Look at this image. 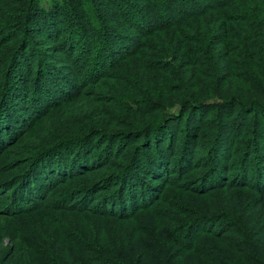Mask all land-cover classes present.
<instances>
[{"label": "rangeland", "instance_id": "374dc122", "mask_svg": "<svg viewBox=\"0 0 264 264\" xmlns=\"http://www.w3.org/2000/svg\"><path fill=\"white\" fill-rule=\"evenodd\" d=\"M135 1L155 5L150 12L156 15L160 9L156 4L162 0ZM198 2L203 10L213 0ZM58 3L64 4L74 19L77 31L72 34L78 41L86 36L80 37V24L96 32L108 25L132 34L137 41L131 47L120 48V56L111 59L108 71L97 81L87 80L81 91L46 107L39 117L32 114L29 123L19 116L11 118V134L18 136L20 132H16L24 131L13 143L3 146L5 149L0 147V182L14 177L29 162L27 165L34 170L47 165V175L54 177L55 184L45 192L50 197L45 204L41 202L42 208L24 213L3 209L1 205L7 203H3L4 193L0 191V264H83L85 259L87 264H157L154 248L160 258H166L159 259L160 264H264V171L258 179L255 167L250 166L249 177L243 178L245 183H238L240 176L236 175L243 172L239 167L248 165L250 158L254 165L257 154L262 159L264 156V120L258 113H250L252 108L244 104L253 98L262 102L264 97V0H235L227 8H215L190 21L181 16L176 19L180 25L160 22L156 31L146 29V35L124 18L115 0H0L1 69L10 64L7 59L20 43L24 32L21 25L26 21L34 34H29L32 48L39 44L42 56L47 54L43 61H55L49 65L54 70H46L44 85L37 95L39 104L51 98L56 84L74 91L69 81L77 76L85 78L91 68L89 63H80L73 72L62 69L61 66H73L71 60L79 53V45L75 44V51L69 55L57 42L65 39V34L53 36L56 28L63 26L52 12ZM36 4L44 16L33 14ZM22 9L31 13L18 20ZM224 13L234 18L228 24L238 33L233 40L225 31ZM219 15L222 19L216 18ZM81 17L86 22L78 21ZM47 23L50 28L45 27ZM245 34L251 36V47L244 42ZM90 36V46L95 49L102 40L93 31ZM186 45L204 51L188 56ZM233 45L235 49L230 50ZM95 54L96 51L89 57L91 61ZM209 65L216 66L220 78L214 77ZM22 67H17L18 73H22ZM208 88L225 89L222 99L213 100L225 104L194 113L189 141L182 135L183 120H187L184 109L190 100H203H194L193 91ZM232 119H237L238 124L225 138L222 129ZM196 130L197 138L193 136ZM145 133L156 139L153 146L143 141ZM171 136L173 140L178 138L177 146L169 144ZM68 140L72 141L70 145L62 144ZM139 146L153 154L151 159L158 167L159 148V155L171 163L158 176L146 174L150 177L145 181L153 187L140 199L147 204L125 216L75 211L67 206L77 189H86L99 180L105 182L119 170L129 166L136 170L139 164V170L147 171L143 160H136L138 154L142 157ZM84 150L90 157L86 158ZM97 152L102 154L97 163L104 162L79 173ZM132 160H136L133 165ZM216 160H220L219 164ZM225 161L229 164L226 169ZM59 196L67 197L55 203ZM117 211L123 212L119 206Z\"/></svg>", "mask_w": 264, "mask_h": 264}, {"label": "trees", "instance_id": "16d2710c", "mask_svg": "<svg viewBox=\"0 0 264 264\" xmlns=\"http://www.w3.org/2000/svg\"><path fill=\"white\" fill-rule=\"evenodd\" d=\"M112 1H114V0H112ZM116 1L119 2L120 6H121V11L123 12L122 15L124 16V18L129 20V22L132 23L131 25L134 28L138 29L142 33H145L146 29L149 30V28H151V27L153 28V31H156L157 28H155V27H157L158 24H160V22L163 24L171 22V24H168L167 26L175 25V24L180 25L181 23L176 22V19H179V17H181V16L184 17V20L190 21L193 18H197V17H201V16L205 15L206 13H208L209 11H211L215 8H218V9L219 8H227L235 0H213V2H209V4L207 3V5H209V6L205 5V7H203V10L202 9L200 10V7H199L200 3L198 2V0H162V1H158L156 4L157 7L160 6L158 13H157V11L155 12L156 15H154L150 12V8L152 10L155 9V7H154L155 5H152L151 3L150 4L153 7L148 6L149 4L148 5L147 4H145V5L141 4L140 5L135 0H115V2ZM148 1H152V0H148ZM63 5L64 4L58 3L55 5L54 9L52 8L53 15L58 16V19H60L62 21V25H63V26H58L59 28H56L57 30H55V34L53 36L59 37V36H61V33H64L65 35L63 38H65V39L61 40L59 38V40L57 42H59V44L63 45V49H66L65 52H68L69 55H70L69 52L75 51L74 49L77 47L75 44H78L79 45V53L77 54V56H75V58H72V60H71L72 64H73V66L71 65L72 68L68 65L61 66V67L64 70H66V68L67 69L70 68L73 72V71L77 70V68H78L77 65H81V64L84 65L85 63L86 64L89 63V66L91 65V68L89 67L90 70L88 71L89 75L87 74V76L85 78H80L77 76L78 79H73V80L69 81L70 84L72 85V87L75 88L74 91H70L67 88H65L64 86L62 87L60 84L57 85L55 83L56 84V85H54V87H56L55 90L56 91L58 90L57 93H59V94H56V92L54 90L53 94L52 95L50 94V97H51V98L49 97L50 99H45V101L43 103L39 104V101H37V99L39 100L37 95H39L40 89H42V87L44 85L45 76L48 73V72H46V70L47 69L54 70L53 68H55V67L52 68L49 66L53 62L52 60L48 59L47 62L43 61V59H45L47 54H44L45 57L42 56L44 51L42 52L41 50H43V49L37 48V47H39V44L37 46H35L34 48H32L33 40L31 41V38H30L31 36L29 35V34H33V31H30V29H32V27H30L27 24V21L26 22L22 21L23 23L21 25V30L24 31L23 37H22L20 43L17 44L15 49L12 51V54H9V56L10 55L11 56H10V58L7 59V61H9L10 64L6 63V66L4 65V67L2 69H1V65H0V69H1L0 75L4 76L3 79H1V77H0V141L3 140L2 143L0 142V147L2 149H5V147H3V146L9 144L10 142L13 143L15 141V139L24 131V129H23V130H19L18 132H16V133L20 132L18 134V136L11 134L10 130L12 128H11L10 120H11V122L13 121V119H11L12 117L18 118V116H19V118L23 119V121L28 120L27 123L30 122L29 118L32 114L34 116L39 117L41 114H43L45 112V110H47V108H49V106L56 105L60 101H63L67 98H70L69 96H72L73 93L76 94L79 92V90L81 91L83 84L87 80H88V83H93V82L97 81L96 80L97 78H100L101 75L103 76L105 74V72L108 71L107 64H109V62H111V59L116 58L117 56H120L119 55L120 48L131 47V45L133 43H136V41H137V39L134 36H132V34L128 35V34L124 33L122 30L119 31L118 28H113V27H110L107 25V27H105L104 30H101V31L97 30L98 32H96V30H93L92 28H86L87 27L86 25L84 26L83 24H80V23H79L81 26V27H79V33H80L79 35H81L80 37H83L84 35H86V36H88L89 40L85 36V37H83L84 40L81 41V38H80L78 41V39H75L73 37V34H72V32L77 31V29L75 28V21L70 16L69 12L63 7ZM157 7H156V9H157ZM34 9H36L33 13V14H35V16L36 15H38L39 17L44 16L41 12L43 9L38 8L37 4L34 6ZM147 9H149V12H147L148 11ZM205 11H207V12H205ZM30 13H31L30 11L28 12V10L26 11V9H22V10H20L17 19L23 20L25 18L26 14L30 15ZM45 15H48V14H45ZM222 15L224 16L223 21H225L224 22V25H226L225 31L227 33L228 38L232 39V40L237 38L238 33H237L236 29L233 27H229V25H228L230 23V21H233L230 19H234V18L229 16V15H226V13H224ZM81 18L82 19H80L78 21L86 22L84 17H81ZM216 18L222 19L220 15L217 16ZM103 25H104V23H103ZM51 26H53V24H51ZM45 27L50 28V25L47 23V25H45ZM81 29L83 30V33H84L83 35L81 34V31H80ZM90 31H93V33H97V36H100L99 38H101V40H102L100 42V44L95 49H94V47H91L92 46V44H91L92 39L89 38V37H91ZM88 33H89V35H88ZM101 34L103 36H101ZM146 34L147 33H145V35ZM110 37H112V39ZM232 37H234V38H232ZM109 39L112 41H109ZM244 39H245L244 42H246L248 47H251V43H250L251 36L248 34H245ZM53 42L55 43L56 41L53 40ZM198 42H201L200 39L198 40ZM220 43H222V42H220ZM67 44H69V45L66 48ZM90 44H91V46H90ZM235 47H236L235 45L231 46L230 50L235 49ZM91 49H93L94 52L96 51V54L94 55L95 58L92 61L89 59V57L92 56L91 54L94 53V52L91 53V51H93ZM15 50H17V51H15ZM201 50L204 51V49H201ZM201 50H197L195 48V46L188 45L186 52H187L188 56H193L194 51H201ZM195 54H196V52H195ZM256 54L259 55L260 52H257ZM48 57H51V56L48 55ZM196 57H198V59H200L199 57H201V56H196ZM17 58L21 59V61L16 63L15 59H17ZM254 58L257 59L256 57H254ZM88 59L91 61V63H90V61H88ZM20 62H24V63L19 64ZM57 63H59V62H57ZM57 63L53 64V66L56 65ZM19 65L23 66L22 69L20 70L22 73L17 72V67ZM197 65L199 66V64H197ZM75 67H77V68L75 69ZM215 67L216 66L212 67L209 65V70H211V72L214 71V73H215L214 77L220 78L219 74H217V68L215 69ZM66 72H68V71H66ZM69 74H70V72H68V75ZM24 75L26 76V78H24V80H22ZM35 77L37 78L36 80H35ZM214 89L215 88H212V89L208 88V89H204V91H201V92L193 91L192 97L194 100H196V99H203V100L199 103H196V102H193L192 100H190V101H188V104L184 109L185 114H187L185 117V118H187V120H183V122H185V125H184L185 130L184 129L182 130V135L185 137L187 136L189 141H190L189 136H192V133H193L190 130V128H191L190 125H192L191 121H192L193 115H195L194 113L196 111H200L202 108H204V110H210V111L215 110V107H217V105H218L217 109H219L225 104V103H221V104L218 103L217 102L218 100L213 101L216 99V97L222 99L226 94L224 92L225 89L223 91L217 90V89L214 90ZM205 91L207 93H205ZM210 93H212V94H210ZM203 95H205L206 97L203 98ZM231 99L237 100L236 98H231ZM18 101L21 102V104ZM263 103H264V97L262 99V102H256V100L253 98L252 101H250L247 104L246 103H244V104H245L246 108H248V107L252 108L250 110V113H252V112L254 114L258 113V116L260 117V119L264 120V104ZM191 105H193V106H191ZM239 109H240V107H239ZM26 111L28 113L31 112L30 115L29 114L27 115ZM10 114H11V116H9ZM179 115H180V113H178V115H176V117ZM7 116H9L10 119ZM25 117H27V118H25ZM237 119H234V120L232 119L229 123L225 124L226 126L224 125V128L222 129L223 130V137L227 138L226 135H228L230 133L231 128L232 127L236 128L235 126H236V124H238ZM243 122H248V120L246 118H243ZM257 122H259V121L257 120ZM14 123L17 124V122H15V121H14ZM239 124H241V122H239ZM14 127H17V126H14ZM197 131L198 130L194 131L195 133L193 134V136H195V138H197V136H198L196 134ZM5 135H6V137H8L7 139L4 138ZM177 135L179 137V134H177ZM148 136H149V133H147V134L145 133V135H144L145 139L143 141L148 142L147 146L151 147L154 145V141H156V139H154L152 137L148 138ZM172 138H173V136H171L168 139L169 144L171 145V147H172V143L175 144L173 146H177L178 138L176 137L174 140ZM77 141H79V140H77ZM71 142L72 141L68 140L66 142H63L62 144L66 143L65 145L68 146V145H70ZM224 143L226 144L225 140H224ZM62 144H60V146ZM109 147H111V146L109 145ZM55 148H57V147H55ZM157 148L158 147L156 145L154 149H157ZM83 149H85V148L83 147ZM139 149H142V152L140 154L142 157L139 158V154H138L136 160L139 162H140V159L143 160V162L145 163V167L147 168V171L145 170L146 172L144 170H141V169L139 170V167H138L139 164L136 165V170L132 169L131 166H129L124 171L119 170L115 173V176L111 175L110 177H108L105 180V182H101V180H99V182L97 181L92 186L86 187V189L85 188L84 189H77L76 195L72 197V199H71L72 201L68 202L67 206L69 208L75 210V211H95V212H98L101 214L106 213L105 215H111L113 213H116L117 215H121V216L129 215L131 213L133 214V212H135L136 209H138V208L141 209V207L143 205L147 204V202L140 199V196L146 192H149L148 188L153 187V186H150L151 184H149V183H147V181H145V179H144L145 177H150V176H147L146 174H152L154 177L158 176L162 173L161 170H168L171 163L167 162L166 159H164L162 156L159 155V149H160V151H162L161 148H159L157 150L158 159H159L158 161L161 163V167H158L157 165H155L154 160L151 159L153 154H148L147 150L140 148V146H139ZM53 150H54V148L52 149V151ZM174 151L175 150H173V152ZM84 153L86 155V158H88L89 152L84 150ZM220 153L225 155L224 152H220ZM100 154H101V152H99V153L97 152V154L96 153L93 154L92 158L91 159L89 158V160H88V163L89 162H91V163L86 164V168H84V170H80L79 173H86L87 170H90L93 167H95L93 165H97L101 162L103 163L104 161L97 163L98 159L102 156V154L101 155ZM173 154H175V152ZM112 155H111V157H112ZM183 156H184V152H183ZM221 158L223 159V157H221ZM255 159L257 160L256 163L259 161L258 164L255 163L253 165L252 158H250V160H249L250 163L248 165H246V166L242 165L239 167L240 169L243 170V172L241 171L240 174H236L238 177L240 176V178L237 179V181H239L238 183H242V181L245 178L249 177V171H250L249 169L251 168L250 166L255 167V169H256L255 174H257V175H255V177H258V179H259V177L261 175H263L264 156L262 159V157L260 158L259 155L257 154L255 156ZM136 160H134V161L132 160L133 163H131V165L135 164ZM152 161H153V165H152ZM219 161L216 160V163L219 164ZM28 163L29 162H26L24 168L18 174H16L14 177L4 179V181L0 182V191H3V193H4L3 198H2L3 203L4 204L7 203L6 206L1 205V207L9 213H24V212H28V211H32V210H39L40 208H42L41 202L44 203V201L50 197V194H47L45 192L51 191L52 190L51 188L55 184L54 182H52L53 181L52 179L54 177L47 175V171L49 170L47 165H45L46 167L43 166L42 170H41L40 166L35 165L34 167H36V166L37 167L35 168L36 170H34V169H32V166L30 167V164L27 165ZM241 164H243V161ZM228 165L229 164L225 161V165H223V166L226 169V166H228ZM218 167H220V165ZM216 170H217V168H216ZM45 173H46V175H45ZM43 175L46 177H44ZM241 175H243V177H241ZM227 179H228V176H227ZM243 183H245V181H243ZM247 183H249V182L247 181ZM23 185H25V188H23ZM148 186H150V187H148ZM83 190H85V191H83ZM42 196H43V198L40 199ZM67 196H59V197L55 198V203H58L60 197L63 199L64 197H67ZM38 199H40V204L38 202ZM81 200H83L84 203ZM94 200H96V201L94 202ZM46 206H48V205H45V207ZM49 206H51V205H49ZM118 206L121 207L123 212L117 211ZM155 250H157V248L156 249L154 248V258H155L156 263L160 264V263H158L159 259L166 261V258H164V259L160 258L161 255L159 253H156ZM83 261H84L83 264H87L86 259ZM106 264H113V263L106 262Z\"/></svg>", "mask_w": 264, "mask_h": 264}]
</instances>
